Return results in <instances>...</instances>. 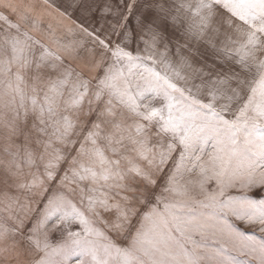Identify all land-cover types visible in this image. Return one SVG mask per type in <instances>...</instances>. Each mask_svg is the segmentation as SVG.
I'll use <instances>...</instances> for the list:
<instances>
[{"label":"snow or ice","instance_id":"snow-or-ice-1","mask_svg":"<svg viewBox=\"0 0 264 264\" xmlns=\"http://www.w3.org/2000/svg\"><path fill=\"white\" fill-rule=\"evenodd\" d=\"M0 264H264V0H0Z\"/></svg>","mask_w":264,"mask_h":264}]
</instances>
